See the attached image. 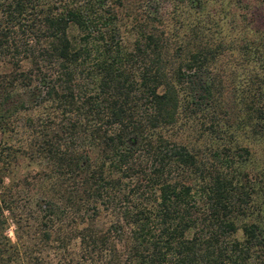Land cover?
Wrapping results in <instances>:
<instances>
[{"label":"trees","instance_id":"16d2710c","mask_svg":"<svg viewBox=\"0 0 264 264\" xmlns=\"http://www.w3.org/2000/svg\"><path fill=\"white\" fill-rule=\"evenodd\" d=\"M216 26L198 11L174 38L148 0H0V132L35 110L21 152L44 166L8 179L17 150L0 145V264L70 237L92 264H264V166L243 143L264 152V38L240 46L261 74L235 102Z\"/></svg>","mask_w":264,"mask_h":264},{"label":"rangeland","instance_id":"374dc122","mask_svg":"<svg viewBox=\"0 0 264 264\" xmlns=\"http://www.w3.org/2000/svg\"><path fill=\"white\" fill-rule=\"evenodd\" d=\"M172 1L148 0L150 4H156L162 28L168 35H174V38H180L188 34L196 20L198 11L216 20L217 26L215 28L217 33H215V36L218 35L220 38H223L225 46L223 45V51L216 59L215 69L221 75L227 90L233 89V98L236 102L239 97V90L244 88L251 71L252 73L257 72L261 74L260 63H249L246 61L240 46L243 42L264 38V0H202L201 3L203 6L201 10H197L192 6L175 7ZM123 32L124 39L127 36V40L132 41L133 35L125 34L126 31ZM7 67L6 63L0 62V75H3L0 76V84L2 85L5 83L6 77L4 75L8 73ZM36 113L35 110L18 111L17 114L12 116V121L0 132V145L6 142L11 144L13 149L17 150L16 161L11 163L8 179L21 177L25 173L27 176L33 174V176H38L41 166L29 160L25 156L24 151L21 152V148H25L31 140L30 132L28 129L22 128L21 122L25 116L35 115ZM243 143L247 144L250 149L252 157L254 158V166H264L262 143L251 139H244ZM47 186L49 185L47 184L46 187H41V189L31 188L28 191L31 203L36 197L45 198L47 196L46 194H50L51 188ZM53 196H55V193ZM108 218L107 215L102 214L100 220L106 223L108 222ZM69 220L70 217L66 218L63 221L64 223L62 222L61 229L63 232L72 233L74 230L73 226L67 225ZM6 233L11 240H14V232L11 225L7 228ZM33 249L38 250L37 246H33ZM35 256L38 258L37 263L40 262L39 264H92V261L95 260V257L93 259H87L88 257L83 258L82 253H80L78 241L74 237H70L65 248L60 249L58 253H54L46 245V247L42 246L40 251H36ZM31 262L32 264H36L34 260Z\"/></svg>","mask_w":264,"mask_h":264}]
</instances>
